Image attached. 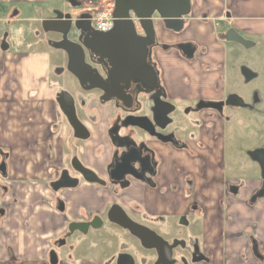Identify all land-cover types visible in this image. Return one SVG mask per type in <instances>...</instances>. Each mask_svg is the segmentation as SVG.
Listing matches in <instances>:
<instances>
[{"label":"crops","instance_id":"obj_1","mask_svg":"<svg viewBox=\"0 0 264 264\" xmlns=\"http://www.w3.org/2000/svg\"><path fill=\"white\" fill-rule=\"evenodd\" d=\"M68 1L0 0V5L7 8L0 25L4 20L7 24L26 19L41 22L54 18L58 11L76 15L86 12L90 18L100 9L113 10L111 0H75L80 4L75 9ZM46 7L49 15L43 18ZM32 14L33 18H25ZM253 17L259 19L257 24L246 25L245 19ZM229 32L243 41L244 32L264 35V0H190L189 14L182 19L179 30L156 24L157 43L147 63L155 69L158 86L168 102L220 103L236 96L227 94L225 74L219 79L217 76L224 72L225 46L241 45L229 39ZM55 35L57 39L47 40L45 46L59 41L60 36ZM8 36L3 31L0 39V165L5 171L0 172V264H48L56 228L79 217L83 209L91 211L110 201L137 207L141 215L148 217L184 216L194 221L201 216L206 225V252L214 264H264L250 251L251 245H257L264 253V198L251 201L264 182L260 169L246 181L224 176L220 166L223 127L216 119L220 109H202L197 126L198 122L174 117L176 122L171 128L175 140L185 146L182 148L149 138L139 129L124 128V139L137 148L145 143L152 152L155 171L149 179L152 185L128 178L119 183L121 186H114L119 195L111 196L113 187L106 170L113 154L125 151V147L114 146L108 128L126 106L114 100L101 101L95 91L82 89L83 93L71 96L77 118L88 133L86 139H77L56 102L62 90L49 84L51 53L41 48L11 51ZM57 56L56 72L61 74L67 59L65 53ZM202 80L211 85L202 86ZM215 82L220 84L219 91L214 88ZM204 91L210 93L209 100L195 99ZM213 94L218 100L211 97ZM151 96L148 92L144 106H148ZM143 100L138 97L128 105H140ZM72 157L106 186L80 180L75 189L54 193L49 185ZM56 196L65 203L63 215L54 207ZM196 206L198 209H193ZM217 223H221L218 228Z\"/></svg>","mask_w":264,"mask_h":264},{"label":"flooded vegetation","instance_id":"obj_2","mask_svg":"<svg viewBox=\"0 0 264 264\" xmlns=\"http://www.w3.org/2000/svg\"><path fill=\"white\" fill-rule=\"evenodd\" d=\"M71 41H77L76 36ZM85 61L97 69L103 79L107 80V77H109L105 91L92 90L98 93L97 97L101 101L106 100V97H111L110 100L120 102L126 106L120 118L116 119L108 128V134L115 147L118 148L119 143L124 139L121 131L126 128L123 126V122L128 116H144L151 122H156L155 131L157 133L174 135L173 129L167 130V128L176 122V119L171 116L174 115L178 106L168 102L163 97L162 92L160 95L161 99L174 108V111L168 115L169 123L163 127L164 122L161 119L157 117L154 119L153 97L155 92L146 91L142 88L141 84L134 83L133 81L115 82L114 73L112 75V61L106 56L101 58L99 55H94L88 51L85 52ZM116 84H118V89L124 94V98L123 96L120 97V94L117 92ZM148 92L152 94L150 103L148 106H144ZM127 97H131V101L133 102L138 97L144 98V100L140 105L137 103L128 105L131 101L125 99ZM73 101L75 107V99ZM221 102L224 103L222 107L225 106L226 100ZM199 104L196 105L194 111L197 112L198 119H200V110L204 109L200 108L199 106L202 104ZM140 110L143 112H140ZM213 110L216 111L217 109ZM61 114L63 115L62 112ZM63 117L65 116L63 115ZM70 128L74 133L73 128L71 126ZM123 143L125 151L114 153L112 162L106 170L107 179L110 186L113 187L109 191V195L115 197L119 195V192L114 186L116 184L121 186L122 184L115 182L114 179L122 171L131 173H135L136 171L139 173L143 170L146 177L151 180V175L154 173L156 165L153 154L146 147L145 143L140 144L138 148L133 142H128V140ZM172 144L177 148L185 147L176 140L172 141ZM127 160L131 161L133 168L124 165V162ZM67 165H69V168H63L50 183V189L51 184L59 181L64 171L67 172L70 178L77 179L79 182L80 180L84 181L76 169L77 167H85L75 157H72ZM128 178L131 177H125V179ZM98 180L99 183L91 184L102 187L106 186V182L100 178ZM149 183L151 184V182ZM76 187L63 188L57 192L51 190L59 194L62 190L75 189ZM53 203L59 214L63 215L65 203L61 200L60 196H56ZM114 206H118L125 215H122L118 208L112 209ZM193 209L197 210L198 207L196 206ZM164 219L166 220L167 218L143 216L137 207L127 208L116 201L96 206L91 211L83 209L79 217L65 221L56 228V236L48 252L47 262L48 264H214L213 259L206 252L207 245L205 243L204 232L206 225L201 216H196L194 221H188L184 216H181L176 219L178 221L175 223L166 222ZM220 226L221 223L216 224L217 228ZM222 227H224L223 223ZM244 235L247 240L250 239L247 229H245ZM255 249L258 252L257 259L264 261V253L259 251L257 245L254 247L251 245L250 251L252 252Z\"/></svg>","mask_w":264,"mask_h":264},{"label":"water","instance_id":"obj_3","mask_svg":"<svg viewBox=\"0 0 264 264\" xmlns=\"http://www.w3.org/2000/svg\"><path fill=\"white\" fill-rule=\"evenodd\" d=\"M95 1V0H92ZM113 2V28L106 33L94 31L91 26L88 14L64 13L61 11L54 13V18L42 21V29L45 33H55L61 36L59 41H54L50 46L54 49L61 50L67 57V71L73 75L81 89L84 91L106 90V84L109 80L103 79L97 69L93 68L85 61V52L99 55L101 58L105 56L112 61V75L114 73L115 82L133 81L141 84L142 88L149 92H155L153 97V111L155 118H159L164 125L169 123L168 115L174 111V108L161 99V91L158 86L157 73L155 69L147 63V59L151 49L155 46L156 33L155 26L162 23L167 29L179 30L182 25V19L189 14L190 0H111ZM68 4L72 8H79L80 4L75 0H69ZM131 16L138 20L142 35L136 31L135 25L131 20ZM73 32L77 41L68 39L69 34ZM228 37L245 47L250 44L243 41L241 37L234 32H229ZM104 51V52H103ZM245 80L249 81L254 75L246 70H242ZM117 92L122 97L124 94L120 89ZM124 98V96H123ZM110 100L111 97H106ZM125 99L132 100L131 97ZM56 102L60 111L67 119L69 125L74 130V135L78 139H86L88 133L77 118L74 101L67 92H59L56 95ZM224 103H203L200 108L221 109ZM228 104L242 105L243 103L237 96H232L225 102ZM156 122H151L144 116H128L123 122L124 127L136 128L144 132L148 137L155 138L162 142H172L175 140L173 134L163 135L155 131ZM159 127H161L159 125ZM126 139H122L119 146L125 147ZM250 158L255 161L260 169L264 182V150H254L249 153ZM126 166L132 167L131 161L124 162ZM82 176L84 181L88 183H99L97 176L81 167L76 169ZM0 172L5 173L4 165L0 166ZM136 173V175H135ZM122 171L115 182L122 183L125 177H131L136 181L149 183L150 180L144 174V171L137 173ZM79 184L77 179H72L67 172H63L59 181L51 184L54 192L63 188H74ZM258 198H264L263 188L257 192L251 199L255 201ZM120 209L114 206L112 209ZM63 210V209H61ZM60 210V211H61ZM122 215H125L120 209ZM2 213V211L0 212ZM255 256H258L256 249Z\"/></svg>","mask_w":264,"mask_h":264},{"label":"rangeland","instance_id":"obj_4","mask_svg":"<svg viewBox=\"0 0 264 264\" xmlns=\"http://www.w3.org/2000/svg\"><path fill=\"white\" fill-rule=\"evenodd\" d=\"M6 9L0 5V17L4 19V10ZM48 15L49 12L46 7L42 11V17ZM26 16L25 18H33L34 14ZM256 20L259 19L254 17L245 19V24L252 26L257 24ZM41 23L42 21H30V19H26L14 24H7V21L4 20V23L0 25V39L3 31L8 33L7 43L11 51H35L40 50V48L47 50L51 53L49 84L58 90L67 92L71 96L83 93L77 80L66 70V66L61 74H57V55L60 54L63 57L64 52L45 46L47 40H56L57 35L46 34L42 29ZM241 35L247 43H251L253 46L226 45L224 49V72L218 73L217 76L219 79L225 74L227 94L238 96L242 99L243 104L240 106H223L216 112V119H218L221 127H223L221 136L223 149L220 164L223 174L230 180L238 179L246 181L256 176L259 170L258 164L250 158L249 153L254 150H264V35H252L247 32L241 33ZM74 37L75 34L71 32L68 39L73 40ZM243 69L250 71L254 77L249 81L245 80L242 74ZM205 81L202 80L201 85L208 88L211 83L208 82L206 85ZM214 88L219 91V82H215ZM211 97L214 100H218L215 94ZM202 98L209 100L210 93L204 91L202 96L195 97V99ZM197 102L201 103L200 100L179 103V105H176L178 108L171 117H177L184 122H198L197 126L201 120V115L200 119H198L197 112H194L196 105L199 104ZM202 111L213 110L205 108ZM196 126H194L195 132L193 129L194 133H196ZM168 129L172 128L168 126ZM65 167L69 168V165H65ZM165 221L175 223L178 220L166 219Z\"/></svg>","mask_w":264,"mask_h":264},{"label":"built area","instance_id":"obj_5","mask_svg":"<svg viewBox=\"0 0 264 264\" xmlns=\"http://www.w3.org/2000/svg\"><path fill=\"white\" fill-rule=\"evenodd\" d=\"M112 9H100L96 11L93 16H91L90 23L94 31L106 33L109 32L113 28V18H112ZM131 20L133 21L136 31L139 34H142V31L139 27L138 20L131 16Z\"/></svg>","mask_w":264,"mask_h":264}]
</instances>
